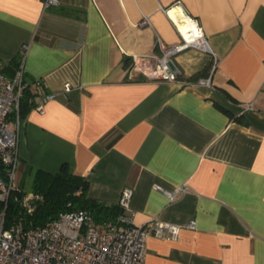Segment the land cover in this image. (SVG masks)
Returning <instances> with one entry per match:
<instances>
[{"label": "crops", "instance_id": "obj_1", "mask_svg": "<svg viewBox=\"0 0 264 264\" xmlns=\"http://www.w3.org/2000/svg\"><path fill=\"white\" fill-rule=\"evenodd\" d=\"M177 1L218 62L189 48L177 80L130 76L133 55L180 41L165 11ZM57 2L0 0V62L27 44L26 77L55 94L21 118L17 183L27 166L67 163L89 197L118 203L131 188L134 224L180 225L176 239L147 237L143 264H264V0ZM182 184L174 200L154 187Z\"/></svg>", "mask_w": 264, "mask_h": 264}, {"label": "built area", "instance_id": "obj_2", "mask_svg": "<svg viewBox=\"0 0 264 264\" xmlns=\"http://www.w3.org/2000/svg\"><path fill=\"white\" fill-rule=\"evenodd\" d=\"M57 3V0H43V7ZM173 5L180 6L179 1L171 6ZM168 8L165 9L166 13ZM170 20L180 35V41L170 45L163 44L159 57L133 55L130 76L155 75L163 80H177L181 76V70L173 65V58L189 48L212 54L216 65L218 56L212 51L195 17L185 13L184 20L192 26L185 33L171 18ZM143 23L150 24L149 16H145ZM27 48V44L21 46L19 54L22 60L11 76L0 71V201L3 203L0 209V264H143L147 237L153 234L160 238L176 239L180 225L157 218L151 221L148 228L134 224L128 213L133 195V190L129 187L122 190L118 200V204L125 209L119 226H100L88 209H77L59 212L56 218L42 226L26 228L21 224H12L5 227L9 195L20 191L16 181L19 164L18 130L21 123L18 109L23 94V57ZM39 81L41 80L37 82L39 88L34 109L44 112L45 103L52 100L55 94L43 89ZM198 83L209 85L210 80L200 78ZM70 89L69 84L63 86L65 96ZM247 108H251V104ZM11 113H14L12 122ZM154 187L162 190L169 200H174L188 190L186 184L171 190L163 189L159 185ZM34 197L37 196L29 192L22 199V204L28 206L29 210L30 201ZM187 226L195 228V221L190 220Z\"/></svg>", "mask_w": 264, "mask_h": 264}, {"label": "trees", "instance_id": "obj_3", "mask_svg": "<svg viewBox=\"0 0 264 264\" xmlns=\"http://www.w3.org/2000/svg\"><path fill=\"white\" fill-rule=\"evenodd\" d=\"M21 55L13 56L7 62H0V71L11 76L21 63ZM200 76L198 74L196 78ZM139 77V76H138ZM38 79H29L24 73L23 94L19 101V117L22 118L36 104L38 93ZM45 89V86L39 81ZM14 118V113L10 115ZM29 179V190L37 197L30 201L31 210L22 204V199L29 191H26L21 183ZM20 191L9 195L5 212V227L12 224L37 227L46 224L56 218L59 212L88 209L95 222L102 226L105 224L119 226L120 217L125 214V209L118 203H107L87 195L89 181L78 174L72 168L63 163L56 172H48L42 169L26 167L21 182L18 183ZM3 203L0 201V209Z\"/></svg>", "mask_w": 264, "mask_h": 264}, {"label": "bare ground", "instance_id": "obj_4", "mask_svg": "<svg viewBox=\"0 0 264 264\" xmlns=\"http://www.w3.org/2000/svg\"><path fill=\"white\" fill-rule=\"evenodd\" d=\"M167 14L174 21V23L178 26V28L180 30H182L184 33L187 30L192 29L191 24L187 23L184 20L185 13H184L183 9L181 8V6L173 5V6L169 7L167 10Z\"/></svg>", "mask_w": 264, "mask_h": 264}, {"label": "rangeland", "instance_id": "obj_5", "mask_svg": "<svg viewBox=\"0 0 264 264\" xmlns=\"http://www.w3.org/2000/svg\"><path fill=\"white\" fill-rule=\"evenodd\" d=\"M17 175H18V172H16V181L18 182V178H17ZM22 187L26 190V191H29L31 189L30 185H31V181L29 179H26L24 180L22 183H21ZM30 192V191H29ZM28 192V193H29Z\"/></svg>", "mask_w": 264, "mask_h": 264}]
</instances>
